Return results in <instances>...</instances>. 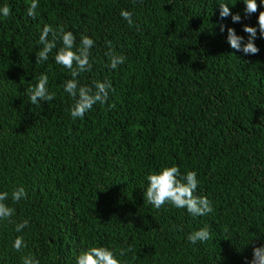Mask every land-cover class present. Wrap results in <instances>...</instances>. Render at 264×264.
Returning <instances> with one entry per match:
<instances>
[{"label":"trees","instance_id":"trees-1","mask_svg":"<svg viewBox=\"0 0 264 264\" xmlns=\"http://www.w3.org/2000/svg\"><path fill=\"white\" fill-rule=\"evenodd\" d=\"M30 3L0 0L11 10L0 15V192L9 193L11 219L29 221L21 233L0 221V264H22L29 253L40 264H76L91 246L114 249L125 264L250 262L264 245V7L245 19L242 0H39L33 19ZM219 4L242 22L221 20ZM121 10L133 13V26ZM45 24L72 31L77 47L81 35L95 41L92 68L78 80H107L112 90L83 118H71L61 87L71 78L54 61L62 44L35 62ZM244 25L257 27L258 55L227 43V28L247 39ZM109 41L125 57L115 70L105 67ZM41 73L55 99L31 105L26 89ZM165 166L195 171V194L214 211L193 217L149 204L146 176ZM19 186L27 198L13 203ZM205 225L212 238L191 244L187 236ZM17 235L27 245L19 252Z\"/></svg>","mask_w":264,"mask_h":264},{"label":"clouds","instance_id":"clouds-1","mask_svg":"<svg viewBox=\"0 0 264 264\" xmlns=\"http://www.w3.org/2000/svg\"><path fill=\"white\" fill-rule=\"evenodd\" d=\"M242 3L244 5L245 19L256 14L260 7H264V0H260L259 5L257 0H242ZM39 6V0H31V3L26 8L27 16L35 19ZM218 7L221 20L231 16L233 23L242 22L241 15L239 13L233 14L228 4H219ZM0 15L4 18L10 17L11 10L7 4L0 7ZM120 16L127 21L129 26H133L132 12L121 10ZM257 23L260 34L259 38L264 39V11H259ZM225 27L223 24L219 25L221 33L225 31ZM243 32L247 34V39L237 35L235 29L227 28V43L235 52H242L245 56L258 55L260 49L255 44L257 27L244 25ZM58 42L62 46L57 49ZM38 43L42 47L35 54V62L37 64L48 61L49 54L52 53L53 49H57L54 56L55 63L69 72L71 78L67 79L61 87L73 100L70 108V116L73 120L83 118L95 104L107 103L109 90H112L110 81H95L94 85L90 87L81 85L78 80L81 73L90 71L92 68L90 56L95 41L91 37L81 35L80 44L77 47L76 35L72 31L65 30L63 27L53 28L52 25L45 24L40 32ZM107 47L108 51L105 55L108 57L109 63L105 67L115 70L118 65L124 63L125 57L116 54L110 41ZM48 85V75L41 73L37 78V82L26 89V94L31 105H38L41 102L47 103L55 99L56 94L49 91ZM146 180L148 182L145 190L146 200L157 210L169 204L177 209H185L193 217L206 216L214 211L213 202L207 196L195 194L200 183L195 171H187L185 175L181 176L178 166H165L157 172L149 173L146 176ZM8 198V192H0V221L13 223L15 225V232L21 233L28 227L29 221L23 220L16 223L11 219L15 213V209L5 203ZM26 198L27 192L23 186L14 188L11 192L13 203H19ZM211 238L208 225L192 231L187 236V240L193 245L197 242H207ZM12 247L18 252L27 247L22 235L16 236ZM126 251L121 250L118 255L123 257ZM21 259L22 264H40V261L31 253L22 256ZM76 264H125V262L117 258V252L114 249H110L107 246H91L83 250L76 257ZM245 264H264V245L254 247L251 261L248 262L247 258H245Z\"/></svg>","mask_w":264,"mask_h":264}]
</instances>
